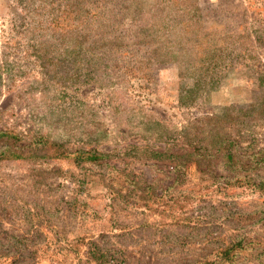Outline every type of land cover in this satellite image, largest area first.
<instances>
[{
    "label": "rangeland",
    "instance_id": "rangeland-1",
    "mask_svg": "<svg viewBox=\"0 0 264 264\" xmlns=\"http://www.w3.org/2000/svg\"><path fill=\"white\" fill-rule=\"evenodd\" d=\"M0 264H264V0H0Z\"/></svg>",
    "mask_w": 264,
    "mask_h": 264
},
{
    "label": "trees",
    "instance_id": "trees-1",
    "mask_svg": "<svg viewBox=\"0 0 264 264\" xmlns=\"http://www.w3.org/2000/svg\"><path fill=\"white\" fill-rule=\"evenodd\" d=\"M91 157V159H98V158H100L101 157V155H97V154H92V155H90ZM228 157H231V155H228Z\"/></svg>",
    "mask_w": 264,
    "mask_h": 264
}]
</instances>
